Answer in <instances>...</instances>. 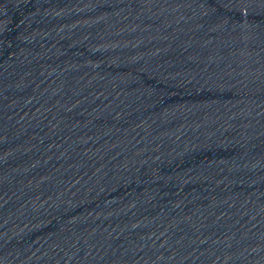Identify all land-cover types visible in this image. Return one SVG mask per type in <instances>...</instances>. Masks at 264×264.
<instances>
[{
	"label": "water",
	"instance_id": "95a60500",
	"mask_svg": "<svg viewBox=\"0 0 264 264\" xmlns=\"http://www.w3.org/2000/svg\"><path fill=\"white\" fill-rule=\"evenodd\" d=\"M0 264H264V0H0Z\"/></svg>",
	"mask_w": 264,
	"mask_h": 264
}]
</instances>
